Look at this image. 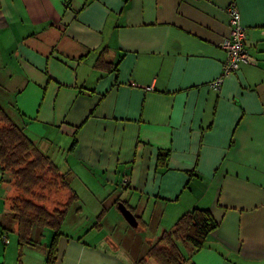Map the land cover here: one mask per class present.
Listing matches in <instances>:
<instances>
[{
  "label": "crops",
  "instance_id": "1",
  "mask_svg": "<svg viewBox=\"0 0 264 264\" xmlns=\"http://www.w3.org/2000/svg\"><path fill=\"white\" fill-rule=\"evenodd\" d=\"M233 3L256 63L215 90ZM0 106L62 172L105 188L87 187L92 212L73 190L54 264H143L193 208L218 226L198 251L179 244L187 264H264V0H0ZM2 179L0 264H46L48 245L19 249Z\"/></svg>",
  "mask_w": 264,
  "mask_h": 264
},
{
  "label": "trees",
  "instance_id": "2",
  "mask_svg": "<svg viewBox=\"0 0 264 264\" xmlns=\"http://www.w3.org/2000/svg\"><path fill=\"white\" fill-rule=\"evenodd\" d=\"M98 64L107 65L103 59ZM0 124V170L2 181L15 189L9 199V214L16 225L19 249L37 246L45 237V230L49 229L52 236L46 264H54L58 240L63 235L62 224L78 195L70 188L69 174L62 172L1 106ZM64 193H68L66 199ZM217 226L210 210L193 208L178 218L171 231L162 232L150 245L146 259H153L157 264H187L188 259L179 244H190L198 251Z\"/></svg>",
  "mask_w": 264,
  "mask_h": 264
},
{
  "label": "built area",
  "instance_id": "3",
  "mask_svg": "<svg viewBox=\"0 0 264 264\" xmlns=\"http://www.w3.org/2000/svg\"><path fill=\"white\" fill-rule=\"evenodd\" d=\"M230 36L224 41L223 48L226 59L223 64L222 74L217 77L211 86L219 90L224 77L239 70L242 64H255L254 58L247 49V29L242 23L241 13L235 3L228 8ZM2 239L8 243V236L2 232Z\"/></svg>",
  "mask_w": 264,
  "mask_h": 264
},
{
  "label": "rangeland",
  "instance_id": "4",
  "mask_svg": "<svg viewBox=\"0 0 264 264\" xmlns=\"http://www.w3.org/2000/svg\"><path fill=\"white\" fill-rule=\"evenodd\" d=\"M65 171V170H64ZM86 177L87 176H85V178H84V181H86ZM8 178L10 179L11 178V176H10V174L8 175ZM51 180H54L53 178L51 179ZM68 182H69V184H70V188L72 189V190H75V191H77V192H79V194H81L82 195V199L84 200L83 201V203L82 204H84V205H86V206H88V209H89V211H93L94 209V206H96L97 204H98V201H93V199H91V200H88V197H87V195L88 194H90V192L89 191H87V187H89V185L87 184L86 185V182H83L81 179H80V177H78L76 174L74 175V173H72V174H69V176H68ZM89 188H94V190H96L97 192H102V191H104V189L105 188H103L102 186H94V184L92 185V187H89ZM107 188V187H106ZM38 194H40V192H38ZM37 194V195H38ZM43 194H45V192L43 191ZM78 198H79V196H78ZM80 199V198H79ZM79 200L77 199V201L76 202H78ZM76 202H74V203H72V205L73 204H75ZM101 204V203H100ZM102 205V204H101ZM84 212H86V211H84ZM121 213V217H122V219H123V217L125 218V216L122 214V212H120ZM103 214H104V210H103ZM85 215H88L87 213L85 214ZM106 218V216H102L100 219L99 218H96L95 219V222L98 224V223H100L103 219H104V222H108V217ZM112 217V216H111ZM66 220V219H65ZM79 222H84V226H87V223H91L92 222V219H88L87 217H81L80 218V220H79ZM153 222V221H152ZM83 225V224H82ZM61 231H62V227H61ZM51 236H52V231L51 230H49V229H46L45 230V237L44 238H42L41 239V241L39 242V244H41V245H39L38 246V248H37V251L38 252H41V250L43 249V248H45V246L46 245H48L49 244V242H50V238H51ZM155 242H153V244H154ZM41 247V248H40ZM148 247H150V246H148ZM149 249V248H148ZM143 264H145V263H143ZM156 264V263H155Z\"/></svg>",
  "mask_w": 264,
  "mask_h": 264
},
{
  "label": "water",
  "instance_id": "5",
  "mask_svg": "<svg viewBox=\"0 0 264 264\" xmlns=\"http://www.w3.org/2000/svg\"><path fill=\"white\" fill-rule=\"evenodd\" d=\"M118 206L122 214L125 216V219L128 221V223L133 227H137L138 220L134 215V213L126 206V204L120 202Z\"/></svg>",
  "mask_w": 264,
  "mask_h": 264
}]
</instances>
